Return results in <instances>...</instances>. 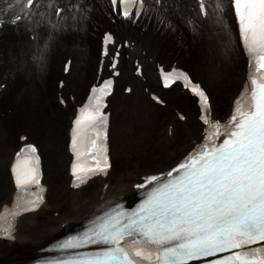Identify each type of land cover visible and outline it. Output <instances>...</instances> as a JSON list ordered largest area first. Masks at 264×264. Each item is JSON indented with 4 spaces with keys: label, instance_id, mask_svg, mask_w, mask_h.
<instances>
[{
    "label": "snow or ice",
    "instance_id": "snow-or-ice-1",
    "mask_svg": "<svg viewBox=\"0 0 264 264\" xmlns=\"http://www.w3.org/2000/svg\"><path fill=\"white\" fill-rule=\"evenodd\" d=\"M16 2L28 10L24 12L27 16L38 0ZM198 2L206 17L205 0ZM111 3L114 8L120 6L125 18H134L146 10L147 0ZM231 3L250 71L229 122L221 125L210 118L208 95L187 74L173 71L165 75V87L182 80L184 87L199 97L204 113L201 119L208 126L206 142L165 176H148L144 184L137 185L142 189L152 187L136 210L110 213L83 234L64 241L60 245L63 249L107 246L66 264H264V0ZM216 7L219 9L220 4ZM21 18L17 15L15 19ZM111 41L110 35L105 38L106 44ZM111 86L112 81L107 80L102 87H93L74 120L73 187L93 175H107L111 167L108 116L103 112ZM220 136L226 138L217 144ZM37 152L36 146L29 144L16 153L11 167L16 188L27 193L35 186L39 192H33L35 199L23 204L18 197L11 210L4 209L0 236L11 238L15 217L43 202Z\"/></svg>",
    "mask_w": 264,
    "mask_h": 264
},
{
    "label": "bare ground",
    "instance_id": "bare-ground-1",
    "mask_svg": "<svg viewBox=\"0 0 264 264\" xmlns=\"http://www.w3.org/2000/svg\"><path fill=\"white\" fill-rule=\"evenodd\" d=\"M39 2L41 5L38 10L31 12L25 21L24 29L20 28L25 23L22 22L17 26L21 31H14L10 26L9 33L0 36V80L2 83L8 84L0 99V115L7 109L12 110L7 119L3 120L0 117V204L8 199L12 191L8 168L13 152L18 146L17 135L28 131L38 141L44 144L49 142L52 146V157L50 158L48 155L47 148H45V155L49 160L53 194H55L50 196L51 201L48 204L53 212L51 215L43 214L37 219L35 226L25 228L22 235L24 242L22 249L15 251L0 245L3 264H19L23 260V253L26 250L42 247L52 242L57 236L60 222L67 217L86 215V205L94 203L95 201L92 199L96 194L98 196L101 190L97 186L94 188L90 185L84 190L82 199L61 195V192L68 194L64 189H60L59 184L65 180L61 170L65 165L67 167V132L73 107L69 105L66 112L62 113L57 101L56 78L63 77L61 72L64 63L61 64V59L67 56L74 57L76 76L74 75L72 80L69 79V84L62 92L70 94L72 91L78 90V96L81 97L85 89L89 87L93 79L91 76L96 75L98 68L100 34L111 21L108 6L105 0H56L54 2L38 0ZM211 2L215 10L214 20H211V31L202 30V22L197 17L193 0H164L162 6L158 8L159 13L156 17L160 13H164L165 20L162 22L183 32L185 51L179 44H172L171 40L164 35L165 27L159 30L155 23L151 26L143 25L139 29L135 28L133 36H137L138 46L146 47L157 58L169 61L170 58L181 59L185 55L188 61L195 63L199 75L214 87L215 109L218 113H223L228 110L231 98L242 82L240 73L242 59L239 56L240 48L236 42L237 39L234 40L236 26L230 1L211 0ZM218 3L220 4L219 9L216 7ZM49 4L53 7L58 4L65 5L66 9L59 18H55ZM3 8L6 9L5 17L16 12L19 14L21 12L24 15L25 12L22 4L17 3L16 0H6ZM189 19L193 20L191 25ZM48 25L55 26L52 35H49L48 30L44 29ZM29 28L37 30L34 41L26 36L25 29ZM30 46L38 48L35 56L30 54ZM131 55L134 58L137 57L134 52ZM206 63L209 68L201 72L199 67ZM215 69L216 71L220 69V75L216 73ZM230 69H234V74L232 71V75H230ZM235 72L237 73L235 74ZM147 73L150 86L157 87L151 70L148 69ZM124 81H128L127 76ZM216 81L219 82L218 88ZM170 98V101L176 103L177 98L174 95ZM141 103L142 100L139 99L132 107L136 118L141 113L147 112L146 108L140 105ZM130 105V101L119 99L115 112L114 121L117 124L121 122L120 126L126 123L130 130L127 139L132 140L131 149L122 160L119 159L111 176V183L117 184L118 189L129 186L143 172L171 167L180 155L191 146V140L198 134V128L189 125L185 130L183 129L181 138L177 136L180 144L166 154L162 147H164L163 143L167 144L169 140L162 137L161 129L165 123L173 119V115L169 110L160 115L157 114L159 112L151 113L145 118L146 125L136 121L137 124L131 130ZM120 109H123L124 114L119 113ZM185 110L190 115L195 112L193 106H187ZM47 111H50L48 117H46ZM47 121L51 128L49 135L45 132ZM64 138H66V142ZM142 146L145 149H142ZM156 150L163 155H155ZM136 152L141 153L140 157L145 156V161L142 159L139 162H134L133 158ZM59 155H63V159L55 166L54 158ZM126 159H130V161ZM110 190L112 191V185ZM54 212H59L60 215L55 218L53 217Z\"/></svg>",
    "mask_w": 264,
    "mask_h": 264
},
{
    "label": "rangeland",
    "instance_id": "rangeland-1",
    "mask_svg": "<svg viewBox=\"0 0 264 264\" xmlns=\"http://www.w3.org/2000/svg\"><path fill=\"white\" fill-rule=\"evenodd\" d=\"M2 5H3V3H2ZM18 30V29H17ZM14 31H16V30H14ZM6 33H9V32H6ZM230 42V41H229ZM229 46L231 47V45L229 44ZM225 48H227V47H225ZM224 51H225V49H224ZM63 61H64V59L62 60L61 59V63H63ZM197 66V65H196ZM194 68V67H193ZM199 69H200V71L201 72H204L205 70H206V68H203L202 66H200L199 67ZM194 71H195V68H194ZM198 72V71H197ZM197 72H195V74H196V77H199V72L197 73ZM229 73H230V75H232V69H230V71H229ZM207 77H208V75L206 74V73H204ZM207 86H208V88L211 90V92H212V94H213V96H215V92H214V87H213V85H210V84H208L207 82H206V79L205 78H203L202 76H200L199 77ZM216 84H217V88L219 87V82L218 81H216ZM138 93H141V87L139 86V90H138ZM175 93V92H174ZM174 93H172V95L174 94ZM11 96V95H10ZM141 96V94H137L133 99H132V103L133 104H135L140 98ZM146 106V109H147V111L148 112H145L144 114H143V116H145V117H148L151 113L152 114H156V112H155V110L152 108V107H149V106H147L146 104H145V102L143 101L142 102V104H141V106L143 107V106ZM137 108V107H136ZM8 110V109H7ZM161 112H163V111H161ZM164 113V112H163ZM136 121H140V123L141 124H144V125H146V123H147V120L145 119V118H139V119H136V116L134 115V112L132 111V112H130L129 113V122L130 123H132V128L135 126V123H136ZM146 129H147V127H146ZM146 131V130H145ZM144 132V131H143ZM145 134V133H144ZM34 139H37V138H34ZM40 143H41V145L43 146L44 145V143L43 142H41V141H39ZM131 145H132V140L130 139L128 142H126V143H124L121 147H119V148H116V158H118V161H119V159L120 160H122L123 158H124V156H126L127 154H128V152H129V150L131 149L130 147H131ZM164 146V145H163ZM172 148H173V146H171ZM162 149H164L165 150V153L167 154V153H169L170 151H172L171 149L169 150V148L168 147H166V146H164V147H162ZM125 152V153H124ZM124 153V154H123ZM161 152H157V150H156V152L154 153L155 155H163L162 153L160 154ZM63 154V153H62ZM52 157V156H51ZM136 157H137V155H135V157L133 158V160H134V162H136ZM61 159H63V155H59V156H57L56 158H54V164H55V166H57V163L61 160ZM126 160H128V161H130V159H126ZM63 169H64V171H65V168L63 167ZM63 169L61 170V173L63 174ZM54 170H55V168H54ZM50 175H52L51 174V169L49 168V176Z\"/></svg>",
    "mask_w": 264,
    "mask_h": 264
}]
</instances>
